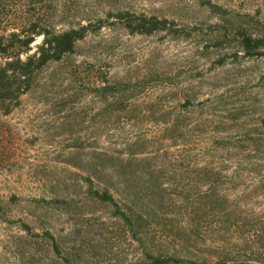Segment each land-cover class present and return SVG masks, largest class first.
I'll return each instance as SVG.
<instances>
[{"label": "rangeland", "instance_id": "rangeland-1", "mask_svg": "<svg viewBox=\"0 0 264 264\" xmlns=\"http://www.w3.org/2000/svg\"><path fill=\"white\" fill-rule=\"evenodd\" d=\"M205 1L0 0V34L30 18L66 30L124 9L174 20L190 31L129 34L110 18L78 42L74 53L42 70L21 104L0 116V264H120L140 257L141 245L127 224L94 195L105 186L94 180V150L118 152L136 136L145 138L147 153L164 165L157 181L168 188L156 225L147 227L148 239L171 251L192 211L189 170L194 162L209 161L213 140H233L232 151L221 148L215 157L229 167L259 160L254 153L249 157L248 139L258 136L264 149V58L235 57L215 47L222 17ZM212 2L229 10L226 18L249 13L264 20V0ZM94 63L133 86L129 103L103 121L94 118L100 108L94 102ZM187 99L193 105L182 107ZM164 115L187 118V146L164 138ZM95 130L102 133L96 145ZM178 158L185 159L181 166ZM107 184L113 192L121 188L116 179ZM145 196L146 204L154 202ZM120 205L127 209L124 200ZM250 208L264 215V199Z\"/></svg>", "mask_w": 264, "mask_h": 264}, {"label": "trees", "instance_id": "trees-1", "mask_svg": "<svg viewBox=\"0 0 264 264\" xmlns=\"http://www.w3.org/2000/svg\"><path fill=\"white\" fill-rule=\"evenodd\" d=\"M203 4L222 17L215 26V47L228 49L235 57L264 58V20H256L249 13L226 18L229 10L224 6L212 0ZM110 18L129 34L190 33L174 20L127 9L109 12L106 19L66 30L30 18L11 32L0 34V116L12 113L21 104L42 70L74 53L78 42L109 25ZM38 37L41 41L32 52V44ZM219 63H224V59ZM100 69L94 63V102L100 105L94 118L103 121L109 112L121 110L124 103H129L133 86L130 81L112 79ZM191 105L193 101L187 99L182 107ZM186 119L181 115H164L160 120L164 138L187 146L185 136L191 130ZM100 137L102 133L95 130L94 145ZM230 140H213L215 148L208 151L209 161L204 165L194 162L195 168L189 170L191 187L195 190V194L188 195L192 211L175 235L179 243L172 251L160 249L148 239L147 227L156 225L154 217L161 212L168 188L157 181L164 165L156 161L153 152L147 153L145 138L136 136L118 152L94 150V180L105 185L98 187L94 195L114 207L115 216L127 224L132 239L142 249L139 258L120 264H264V215L250 208L260 198L264 199V149L259 146L258 136L249 138L252 146L249 157L254 153L259 160L229 167L224 164L225 158L215 157L221 148L232 151ZM184 160L178 158L177 162L181 166ZM114 179L121 185L115 192L107 184ZM145 194L154 198V202L146 204ZM121 200L127 209L120 205ZM3 209L0 203V213Z\"/></svg>", "mask_w": 264, "mask_h": 264}]
</instances>
